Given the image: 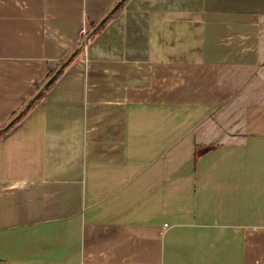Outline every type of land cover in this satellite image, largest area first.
<instances>
[{
  "label": "crops",
  "instance_id": "0c3cea01",
  "mask_svg": "<svg viewBox=\"0 0 264 264\" xmlns=\"http://www.w3.org/2000/svg\"><path fill=\"white\" fill-rule=\"evenodd\" d=\"M119 1L0 0V127L78 50L0 138V264H264V0Z\"/></svg>",
  "mask_w": 264,
  "mask_h": 264
},
{
  "label": "trees",
  "instance_id": "16d2710c",
  "mask_svg": "<svg viewBox=\"0 0 264 264\" xmlns=\"http://www.w3.org/2000/svg\"><path fill=\"white\" fill-rule=\"evenodd\" d=\"M127 0H120L113 9L102 19L101 25L108 22L112 17L116 16L124 3ZM78 55V50L72 52L66 57L57 67L48 72L46 78L38 86L32 96L25 101V103L15 111L11 117L0 127V138L3 137L7 132L12 130L44 97L45 93L54 85L58 80L64 69L75 59Z\"/></svg>",
  "mask_w": 264,
  "mask_h": 264
},
{
  "label": "built area",
  "instance_id": "2783aa9c",
  "mask_svg": "<svg viewBox=\"0 0 264 264\" xmlns=\"http://www.w3.org/2000/svg\"><path fill=\"white\" fill-rule=\"evenodd\" d=\"M81 34H82V41H81V44H82V46L85 47V43H86V42H85V41H86V37H85V36H86V35H85V34H86V29H85V27H82V29H81ZM167 226H168V225H167L166 223L163 224V225H162V229L165 230V229L167 228Z\"/></svg>",
  "mask_w": 264,
  "mask_h": 264
}]
</instances>
